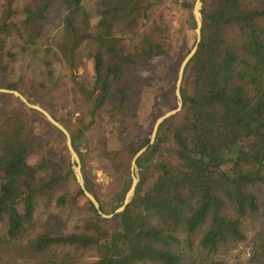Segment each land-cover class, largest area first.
Masks as SVG:
<instances>
[{
    "label": "trees",
    "instance_id": "1",
    "mask_svg": "<svg viewBox=\"0 0 264 264\" xmlns=\"http://www.w3.org/2000/svg\"><path fill=\"white\" fill-rule=\"evenodd\" d=\"M167 1L0 0V88L53 105L48 113L72 144L87 136L111 174L103 161L113 162L119 153L112 146L123 145L116 134L128 102V88L120 85L127 69H154L159 80L167 75L154 64L165 45L139 30ZM193 4L177 5L192 11ZM201 4V42L184 71L181 120L175 128L172 117L160 125L136 162L157 159L155 174L140 173L131 202L111 220L97 214L79 186L70 193L77 183L63 134L0 94V264H225L220 252L247 242L248 262L264 264V226L250 240L247 230L260 209L257 193L264 197V0ZM20 60L26 69L18 75ZM88 61L92 82L64 83ZM111 93L119 98L116 112L98 123ZM59 103L69 117L60 116ZM169 134L164 157L159 150ZM148 141L131 148L127 160ZM35 149L42 155L32 165ZM118 188L128 190L125 175ZM119 192L106 202L94 196L103 214L114 213ZM81 203L89 215L70 225L63 209Z\"/></svg>",
    "mask_w": 264,
    "mask_h": 264
},
{
    "label": "rangeland",
    "instance_id": "2",
    "mask_svg": "<svg viewBox=\"0 0 264 264\" xmlns=\"http://www.w3.org/2000/svg\"><path fill=\"white\" fill-rule=\"evenodd\" d=\"M17 1L20 6L25 0ZM182 1L195 2V0H178V3ZM255 1L257 0H254V2ZM178 3L176 0H168L164 6L153 12L147 21L140 22L139 30L146 31L148 34L152 35L155 40L162 42V44L165 45L164 48L167 51L166 55L159 58L154 64H156V66L163 65L167 75L165 78L159 80L154 74V69H148L146 71L142 70V72L133 68L127 69L125 77L120 85L128 88V102L125 111L123 112L124 115L121 117L123 120V130L122 128H119L116 134L123 145L122 148L115 145L112 146V151H118L117 154L119 153L118 156L111 155V157L115 159L113 162L109 163L111 160L108 162L103 161V165L109 164L113 168L111 174L102 168L98 159L92 154L91 143L88 141L87 136L76 141H82L80 145L74 147V151L83 156V160L80 162L82 174L86 179V183L91 187V194L96 196L102 202H106L112 196L115 197L116 192L120 191L118 187H120L124 175L127 179L131 174L130 163L133 156L131 159L127 160L130 149L137 146L146 137L150 138L152 127L156 119L176 107L177 100L175 97V83L179 66L182 62V58L184 59L185 57L184 54L191 50L196 39L195 31L189 28V20L191 19L189 14L192 11L180 9L177 5ZM163 60L164 62H162ZM16 68H20L19 75L26 69V66L20 60V63H18ZM93 68V62L88 61L78 72L72 76L67 75L62 78V80L66 84L73 82L89 84L93 80ZM190 74L189 71L187 73L184 88L188 86ZM151 78H155L156 82L154 83V81L150 80ZM165 80L167 81L166 83H164ZM118 102L119 98L111 93L106 106L97 118V122H105ZM34 105L41 107L47 113L49 110L53 111V105ZM55 107L61 117H69V114L67 113L68 108H65L62 103L55 105ZM69 107L71 110L74 109L72 106ZM180 112L172 116V128H175L180 122L181 118L178 116ZM76 116L77 114L71 117L72 120H74ZM36 131L37 134H43L45 131L44 125L41 122L36 124ZM169 135L170 136L167 138L165 144H163L161 150H159V154L163 153L164 157L167 156V149L172 147L171 134ZM41 155V150L35 149L32 152L29 162L34 165L40 159ZM155 162H157V159L152 160V167L147 169V174L150 177H153L156 172ZM127 171L129 174H127ZM141 171L142 169L137 166L134 175L136 177L139 176ZM77 188V184L73 185L70 189V193H73ZM257 195L260 200V209L259 212L247 223L248 240H250L255 231L264 226V197L259 193H257ZM123 200L124 195L121 199H116L115 203L118 204L117 207L123 203ZM80 205L81 208L74 206L63 209V215L70 225L76 224L80 218L89 215L86 211L87 207L85 205L83 206L82 203ZM117 207L114 206L115 209ZM250 252L249 243L247 242L237 247L235 250L220 252L219 257L225 262V264H235L236 262L252 264L248 262L249 257L251 256Z\"/></svg>",
    "mask_w": 264,
    "mask_h": 264
},
{
    "label": "water",
    "instance_id": "3",
    "mask_svg": "<svg viewBox=\"0 0 264 264\" xmlns=\"http://www.w3.org/2000/svg\"><path fill=\"white\" fill-rule=\"evenodd\" d=\"M201 6H202L201 0H195V2L193 4L192 12L189 14V17H191V19L189 20V28L193 29L195 31L196 39H195V43H194L193 47L188 52V54L184 57V59L182 60L180 66H179V70H178V74H177V80L175 83V97L177 100L176 107H175V109L164 113L162 116H160L159 118L156 119V121L153 124L151 135H150V138H149L147 145H145L142 149H140L136 154L133 155V157L131 159V163H130L131 175L127 179L128 180L127 183L130 185V188L126 192V194L124 195L123 203L119 207H117V203L114 204V206L117 208L115 209L113 214L105 215L101 212L98 201L91 194V187L87 183H85V181H84L83 174L81 171L80 158H79L78 154L74 151V146L80 145L82 143V141L75 142L73 145L68 131L60 123L55 121V119L49 113H47L41 107L28 102L27 99L23 95H21L18 91L0 88V94H7V95L14 96L19 101H21V103H23L28 109L34 110V111L40 113L41 115H43L44 118L53 127H55L57 130H59L63 134L64 139H65V145H66V148H67L68 153L70 155V162L72 164V171H73V175H74V178L76 180V183L79 186V188L81 189V191L83 192V195L91 203V205L93 206V208L95 209L97 214L102 219H112L114 214H119V213L123 212L125 210V208L129 205V203L131 202V200L133 198L135 187L139 181L138 177H136L134 175L136 172L137 160L154 143V141L156 139L157 131H158L160 125L164 121H166L170 117L176 115L177 113H179L182 110V99H181V95H180V89H181V85H182V81H183V77H184V71H185V68H186L187 64L189 63V61L195 55V53L198 49V46L201 42V27H202V17L200 15ZM160 102H161V100H160Z\"/></svg>",
    "mask_w": 264,
    "mask_h": 264
},
{
    "label": "flooded vegetation",
    "instance_id": "4",
    "mask_svg": "<svg viewBox=\"0 0 264 264\" xmlns=\"http://www.w3.org/2000/svg\"><path fill=\"white\" fill-rule=\"evenodd\" d=\"M140 165H141L140 168L142 169L141 172H143L144 174H147V169H149L150 167H152V161L141 162ZM136 166H137V165H136ZM130 175H131V174H130ZM130 175H129V177H130ZM129 177H128V178H129ZM137 177H138V179H139V181H140V174H139V176H137ZM128 178H127V179H128ZM127 179H126V184L128 185V190H129L130 185L127 183V181H128ZM139 181H138V183H139ZM138 183H137V185H138ZM137 185H136V186H137ZM135 188H136V187H135ZM128 190H127V191H128ZM119 195H120V196H123V195H125V193H123V191H120V192H119Z\"/></svg>",
    "mask_w": 264,
    "mask_h": 264
}]
</instances>
